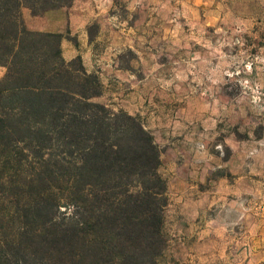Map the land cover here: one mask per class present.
<instances>
[{
  "label": "rangeland",
  "instance_id": "374dc122",
  "mask_svg": "<svg viewBox=\"0 0 264 264\" xmlns=\"http://www.w3.org/2000/svg\"><path fill=\"white\" fill-rule=\"evenodd\" d=\"M196 3L111 0L103 33L90 27L92 102L138 117L160 148L159 264H245L264 208V0Z\"/></svg>",
  "mask_w": 264,
  "mask_h": 264
},
{
  "label": "trees",
  "instance_id": "16d2710c",
  "mask_svg": "<svg viewBox=\"0 0 264 264\" xmlns=\"http://www.w3.org/2000/svg\"><path fill=\"white\" fill-rule=\"evenodd\" d=\"M74 0H0V264H159L167 182L138 117L33 16Z\"/></svg>",
  "mask_w": 264,
  "mask_h": 264
},
{
  "label": "crops",
  "instance_id": "0c3cea01",
  "mask_svg": "<svg viewBox=\"0 0 264 264\" xmlns=\"http://www.w3.org/2000/svg\"><path fill=\"white\" fill-rule=\"evenodd\" d=\"M216 1L197 0L196 4L211 7ZM110 9L111 0H74L69 7L48 10L37 16L26 8L21 14L29 31L63 35L60 45L62 58L65 61L80 58L86 73L94 74L95 41L100 38L98 34L104 31L103 22L110 21ZM93 24L99 26L96 36L90 35ZM262 210V220L251 229L248 240L240 247L239 256L244 257L245 264H264V208ZM178 215L173 218L175 222L179 219ZM210 243L216 244V240Z\"/></svg>",
  "mask_w": 264,
  "mask_h": 264
}]
</instances>
